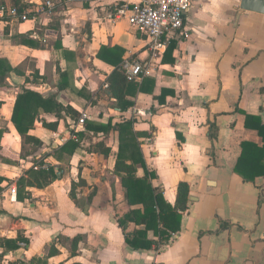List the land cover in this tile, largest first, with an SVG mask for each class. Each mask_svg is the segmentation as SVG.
Instances as JSON below:
<instances>
[{"label": "crops", "instance_id": "obj_1", "mask_svg": "<svg viewBox=\"0 0 264 264\" xmlns=\"http://www.w3.org/2000/svg\"><path fill=\"white\" fill-rule=\"evenodd\" d=\"M15 1L27 6L28 21L10 15ZM46 1L0 0V60L11 68L0 81V240L29 241L18 242L3 264H264V177L243 182L233 172L242 142L262 145L244 115L264 124V15L240 10V0H193L187 38L154 52L125 20H108L124 0H54L52 10ZM102 47L111 51L104 60L121 71L126 61L148 71L130 82L142 86L125 95L130 107L121 109L108 89L116 68L98 58ZM26 90L111 130L84 131L85 123L72 129V118L39 107L28 135L43 147L25 145L23 154L31 151L23 160L11 117ZM124 122H131L156 193L174 206L178 184L189 189L180 231L160 249H131L117 224L143 213L137 200L128 202L123 173L115 171ZM80 131L79 149L53 155ZM51 167L58 179L25 187L18 201L19 178ZM135 176H144L138 165ZM127 228L145 227L129 221ZM146 239L158 234L150 229Z\"/></svg>", "mask_w": 264, "mask_h": 264}, {"label": "trees", "instance_id": "obj_2", "mask_svg": "<svg viewBox=\"0 0 264 264\" xmlns=\"http://www.w3.org/2000/svg\"><path fill=\"white\" fill-rule=\"evenodd\" d=\"M13 8L19 13L27 11V6L22 5L18 1L13 3L12 9ZM173 47L174 44H170L166 49L165 55H171ZM106 54H111V51L106 47H102L98 53V58L116 68L107 79L108 89L111 92L112 97L117 99V102L121 104L120 108L125 109L127 106L130 107L133 105V103L125 100V95L132 94L135 89H140L142 86L136 87L128 82L118 64L104 60L103 56ZM170 61L172 62V60ZM10 70L11 68L9 65L5 61L0 60V81H3V78L9 74ZM39 107H42L45 113L54 112L56 115H60V113L63 112L65 115L72 118L73 122L78 119V114L72 111L69 107L60 106L51 98L44 100L36 93L28 90L24 91L16 98L11 117V122L21 138L22 155H20V158L23 160L31 151L30 149V151H26V153L23 154L25 145H30L33 150L43 147L40 140L28 135V131L33 127L34 117ZM244 118V127L256 131L258 136L262 139V145L258 146L251 142H242L241 152L234 165L233 172L238 175L243 182L252 183L256 178L264 177V124H262L258 117L244 115ZM43 125L50 129H56L57 126L56 124H45V122H43ZM83 128L84 131L93 130L102 132L103 134H107L111 130L109 123L106 126L85 123ZM117 129L119 146L115 171L123 173L121 176V183L123 187L126 188L128 202L133 203V200H137L143 207V213L132 212L131 215L128 214L125 216V219H118L117 224L124 234L126 244L131 249L149 250L152 247L160 249V247L170 244L173 235L180 231V213L187 209L189 194L188 186L185 183H179L174 206L166 203L163 197L159 193H156L155 189L151 186L150 179H153L154 175L153 173H149L145 167V163L139 150V144L135 139L136 134L132 132L131 122H124L120 124ZM74 135L76 140L68 141L61 148L56 150L53 155L60 153L70 156L79 149L84 133L80 131L74 133ZM39 165L42 164L39 163ZM136 165L144 170V176L142 178H137L135 176ZM58 177L59 175L55 173V168L53 167L49 168L47 171H34L33 169H29L26 172V178L21 177L17 181L18 201L23 200V197L20 196V194L25 187L44 188L57 180ZM3 181L4 178H0V183ZM129 221L134 222L135 225L144 226V230L130 233L127 228ZM150 229L158 234V239L156 241H149L146 239L147 231ZM18 242L25 245H28L29 243L27 239L19 236L13 240H0V247L4 250V252L0 254V264H3L5 260L4 257L8 252L15 251L19 248ZM41 261V259H34L31 263H40ZM6 264L24 263L20 261H8Z\"/></svg>", "mask_w": 264, "mask_h": 264}, {"label": "built area", "instance_id": "obj_3", "mask_svg": "<svg viewBox=\"0 0 264 264\" xmlns=\"http://www.w3.org/2000/svg\"><path fill=\"white\" fill-rule=\"evenodd\" d=\"M53 1H46L43 6L52 10ZM192 2L193 0H124L108 13L107 18L111 24L125 20L131 28L146 38L150 50L159 52L171 40L187 38L185 17ZM10 15L20 22L29 20L26 12L19 13L15 8L10 10ZM122 72L128 82H138L142 74L148 73L147 70L142 71L140 64L133 61H126ZM87 119L88 113H82L71 128L82 127ZM11 191L13 192L12 189Z\"/></svg>", "mask_w": 264, "mask_h": 264}, {"label": "water", "instance_id": "obj_4", "mask_svg": "<svg viewBox=\"0 0 264 264\" xmlns=\"http://www.w3.org/2000/svg\"><path fill=\"white\" fill-rule=\"evenodd\" d=\"M240 10L264 15V0H240Z\"/></svg>", "mask_w": 264, "mask_h": 264}]
</instances>
